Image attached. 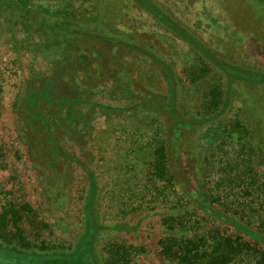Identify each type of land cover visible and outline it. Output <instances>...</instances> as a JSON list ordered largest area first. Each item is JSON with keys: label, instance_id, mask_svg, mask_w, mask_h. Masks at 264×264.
<instances>
[{"label": "rangeland", "instance_id": "374dc122", "mask_svg": "<svg viewBox=\"0 0 264 264\" xmlns=\"http://www.w3.org/2000/svg\"><path fill=\"white\" fill-rule=\"evenodd\" d=\"M261 17L254 0H0V264H175L159 221L176 212L264 235L237 187L264 190Z\"/></svg>", "mask_w": 264, "mask_h": 264}, {"label": "trees", "instance_id": "16d2710c", "mask_svg": "<svg viewBox=\"0 0 264 264\" xmlns=\"http://www.w3.org/2000/svg\"><path fill=\"white\" fill-rule=\"evenodd\" d=\"M259 79L263 80L264 77L260 76ZM75 161L84 169L79 160ZM165 164L166 161L163 157L158 158L153 164V174L165 183H171L173 176H167ZM89 181L90 183L94 182L93 180ZM237 187L240 188L239 192L243 196L253 197L254 201L256 199L260 201V205L257 206L264 216V190H260L259 196L257 194L251 196L252 191L247 185L238 183ZM95 194V187H91L87 191L86 197L87 199L89 198L87 200L89 204ZM206 199L208 205H204L207 207L201 206V210L208 215L221 219L222 214L211 212L215 209L213 207L210 208L211 200L208 195ZM8 213L12 215L14 212L0 214V229L3 227ZM186 214L189 213L181 212L178 214L176 212L160 217L159 222L163 226L165 235L160 241L159 251L164 260L175 264H234L243 253L252 252L255 256L252 264H264V249L260 244L264 242V235H259L258 231L255 230L254 234H249V238L252 239L250 241L249 239H243L241 236H234L228 231L229 225H232L234 229L241 228V223L238 221L225 220L228 224L224 228L212 223L211 227L205 229L207 226L202 227L200 220H196L190 225ZM197 214L201 220L204 219L203 216L208 217V215H203L199 212Z\"/></svg>", "mask_w": 264, "mask_h": 264}, {"label": "crops", "instance_id": "0c3cea01", "mask_svg": "<svg viewBox=\"0 0 264 264\" xmlns=\"http://www.w3.org/2000/svg\"><path fill=\"white\" fill-rule=\"evenodd\" d=\"M255 3L259 6H261L262 8H264V0H254ZM259 24L260 25H264V19L261 17V19L259 20Z\"/></svg>", "mask_w": 264, "mask_h": 264}]
</instances>
